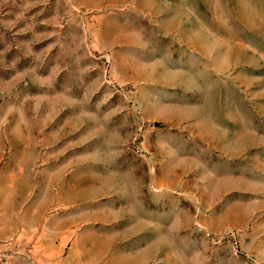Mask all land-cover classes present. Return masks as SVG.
Segmentation results:
<instances>
[{"label": "rangeland", "instance_id": "374dc122", "mask_svg": "<svg viewBox=\"0 0 264 264\" xmlns=\"http://www.w3.org/2000/svg\"><path fill=\"white\" fill-rule=\"evenodd\" d=\"M0 264H264V0H0Z\"/></svg>", "mask_w": 264, "mask_h": 264}]
</instances>
